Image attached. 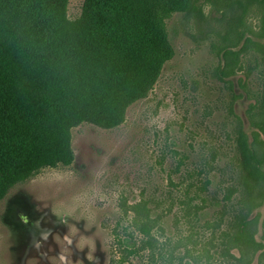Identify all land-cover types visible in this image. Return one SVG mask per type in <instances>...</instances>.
I'll use <instances>...</instances> for the list:
<instances>
[{"label": "rangeland", "instance_id": "obj_1", "mask_svg": "<svg viewBox=\"0 0 264 264\" xmlns=\"http://www.w3.org/2000/svg\"><path fill=\"white\" fill-rule=\"evenodd\" d=\"M89 1L66 0V16L76 20L92 12ZM205 12L220 16L210 4ZM249 18L259 26V17ZM212 26L225 30L222 22ZM166 29L169 58L145 97L128 103L111 124L71 128L63 149L67 161L27 179L0 181V264H161L168 252L169 264L245 263L226 254L247 211L236 136L241 121L252 130L245 124L247 109L262 95L264 65L248 78L247 96L235 100L217 76L220 36H204L179 9L166 19ZM243 60L254 62L250 53ZM137 202L146 203L162 228L153 230V246L127 254L126 246L146 240L124 210ZM257 211V238L264 240V205Z\"/></svg>", "mask_w": 264, "mask_h": 264}, {"label": "trees", "instance_id": "obj_2", "mask_svg": "<svg viewBox=\"0 0 264 264\" xmlns=\"http://www.w3.org/2000/svg\"><path fill=\"white\" fill-rule=\"evenodd\" d=\"M65 2L0 0V181L27 179L42 167L67 161L63 149L71 128L88 121L111 124L128 103L145 97L169 58L166 19L177 9L186 20L194 19L204 36H220L214 45L217 76L235 100L249 93L248 78L264 65V0H187L184 6H177L179 0H94L92 12L76 20L66 16ZM207 4L220 16H209ZM127 7L142 12L125 13ZM252 14L259 17L258 27L250 22ZM213 21L224 23L225 30H214ZM248 53L254 62L245 65ZM244 67L237 92L231 77ZM247 116L252 130L241 121L236 136L247 211L228 238L226 254L261 264L257 209L264 204V88ZM124 210L146 238L143 246L134 241L124 252L153 246L161 219L152 217L144 202L126 204ZM165 255L161 264H169V252Z\"/></svg>", "mask_w": 264, "mask_h": 264}, {"label": "water", "instance_id": "obj_3", "mask_svg": "<svg viewBox=\"0 0 264 264\" xmlns=\"http://www.w3.org/2000/svg\"><path fill=\"white\" fill-rule=\"evenodd\" d=\"M232 78V77H231ZM236 84L238 85V82H235V90L237 91V89H236ZM242 91V90H241ZM237 92H240V91H237ZM244 96H247L246 95V93H244ZM247 121L245 120V124H247L248 123V125H250V122H249V118L247 117Z\"/></svg>", "mask_w": 264, "mask_h": 264}, {"label": "flooded vegetation", "instance_id": "obj_4", "mask_svg": "<svg viewBox=\"0 0 264 264\" xmlns=\"http://www.w3.org/2000/svg\"><path fill=\"white\" fill-rule=\"evenodd\" d=\"M241 99V98H240ZM264 205V204H263ZM260 213V216H259V218H258V227H259V223H260V221H261V216H262V213L261 212H259ZM264 222V221H263ZM260 240V239H259ZM260 241H263V242H261L262 244H263V246H264V240H260Z\"/></svg>", "mask_w": 264, "mask_h": 264}]
</instances>
